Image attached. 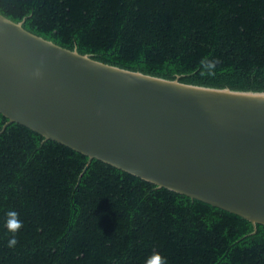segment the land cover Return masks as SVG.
<instances>
[{
	"label": "trees",
	"instance_id": "16d2710c",
	"mask_svg": "<svg viewBox=\"0 0 264 264\" xmlns=\"http://www.w3.org/2000/svg\"><path fill=\"white\" fill-rule=\"evenodd\" d=\"M0 12L106 63L264 91V0H0ZM10 211L23 222L12 248ZM153 253L167 264H264V224L255 230L0 112V264H145Z\"/></svg>",
	"mask_w": 264,
	"mask_h": 264
},
{
	"label": "water",
	"instance_id": "95a60500",
	"mask_svg": "<svg viewBox=\"0 0 264 264\" xmlns=\"http://www.w3.org/2000/svg\"><path fill=\"white\" fill-rule=\"evenodd\" d=\"M0 112L255 230L264 224V91L106 63L0 12Z\"/></svg>",
	"mask_w": 264,
	"mask_h": 264
},
{
	"label": "clouds",
	"instance_id": "9594fccd",
	"mask_svg": "<svg viewBox=\"0 0 264 264\" xmlns=\"http://www.w3.org/2000/svg\"><path fill=\"white\" fill-rule=\"evenodd\" d=\"M206 67L209 69L214 68L215 62L209 61ZM6 216L5 227L12 233L11 239L7 241V246L12 248L17 244L15 233L21 228L23 222L19 219V213L15 211L8 212ZM145 264H167V259L159 253H153L151 257L145 260Z\"/></svg>",
	"mask_w": 264,
	"mask_h": 264
}]
</instances>
